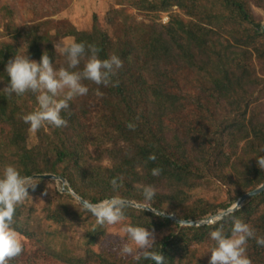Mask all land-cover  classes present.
<instances>
[{
	"label": "trees",
	"instance_id": "1",
	"mask_svg": "<svg viewBox=\"0 0 264 264\" xmlns=\"http://www.w3.org/2000/svg\"><path fill=\"white\" fill-rule=\"evenodd\" d=\"M252 5L264 9V0L133 2L136 10L148 13L152 23L138 22L132 29L127 24L117 26L112 17L109 24L118 35L116 41L108 38L109 29L99 25L97 16L87 30L74 25L66 32L44 24L43 30L40 23L13 28L11 32H17L23 41L0 42V59L6 63L15 54H26L33 60V47L43 54L45 49L55 50L53 37H70L86 46L96 45L100 59L117 55L123 67L113 77L119 80L118 87L83 81L89 92L76 97L80 120L88 121V104L98 102V125L105 131L104 139L114 143L96 154L89 148L92 137L86 135V123H72V107L61 116L73 126L56 128L44 124L34 132V145L22 152L12 151L11 133L30 130L22 117L34 111L38 103L31 92L22 96L3 92L0 171L6 164L14 165L22 176L32 177V183L43 192L51 180L36 175L62 176L69 188L90 204L119 195L127 202L182 220H205L229 209L264 183V170L256 161V157L264 155V32ZM163 12L169 14L167 23L162 22ZM58 56V68L67 67L66 58ZM97 90L102 95H97ZM192 105L206 114L193 118L191 123H180ZM129 122L136 125L134 131L126 127ZM152 154L155 161L148 159ZM156 167L162 169L159 176L151 174ZM212 177L228 186L227 200H193L190 192L200 187L202 180L210 182ZM113 178H118L121 185L116 190L110 184ZM145 185L156 189L150 202L143 195ZM33 189L29 188L28 194ZM27 199L17 205L13 227L33 239L31 224L36 203L29 205ZM43 210L47 220L59 226L86 228L85 254L74 255L67 244H62L56 253L63 263L74 260L78 264H155L143 258L131 262L96 252L93 246L105 234L106 223L97 224L96 217L69 192L57 191ZM124 215L128 225L168 232L155 245V250L165 257L164 264H209L211 254L201 249L214 246L210 232L222 227L230 235L234 218L264 236V191L246 199L238 211L222 220L200 226L182 225L129 203ZM246 253L252 264H264V247L258 246L255 239H249ZM9 264L30 263L21 253Z\"/></svg>",
	"mask_w": 264,
	"mask_h": 264
},
{
	"label": "clouds",
	"instance_id": "2",
	"mask_svg": "<svg viewBox=\"0 0 264 264\" xmlns=\"http://www.w3.org/2000/svg\"><path fill=\"white\" fill-rule=\"evenodd\" d=\"M54 47L56 52L66 58L67 67L54 69L47 52L42 54L39 62L29 59L26 54H15L6 63L5 71L10 81L3 88L4 93L8 96H22L31 92L36 96L38 107L22 117L23 121L30 125L32 132L38 131L44 124L56 128L67 127L68 121L61 113L70 110V101L74 98L88 94L89 88L83 81H91L105 87H118L120 83L119 80H113L118 70L123 67V61L117 55L100 59L96 45L86 46L85 43H78L74 39L69 42L59 40ZM97 95L102 93L97 90ZM126 127L134 131L136 125L129 122ZM148 159L155 161L156 156L152 154ZM256 161L258 167L264 170V155L256 157ZM161 172L160 167L151 170L153 176H159ZM33 180L32 177L22 176L11 164L4 165L0 171V264H9L10 260L23 252L20 234L13 227L14 215L17 205H21L29 197L28 189L35 188ZM110 184L114 190L121 186L118 184V178H113ZM68 189L71 190L69 186ZM142 191L145 200L149 202L156 195V189L152 185L143 186ZM126 207L127 201L119 195L86 205L99 225H112L124 220ZM239 209L240 204L236 201L226 212L221 213L217 220H222L224 216ZM124 231L136 247L133 248L130 243L123 244L120 249L122 255L133 256L136 261L143 258L152 260L155 264H164L165 257L160 250H155L157 244L153 232L145 227L132 225L126 226ZM210 238L214 241V246L209 250V264H252L246 253L249 239H255L258 246L264 247V236H258L254 228L239 218L233 219L230 235L225 234L221 227L211 231Z\"/></svg>",
	"mask_w": 264,
	"mask_h": 264
},
{
	"label": "rangeland",
	"instance_id": "3",
	"mask_svg": "<svg viewBox=\"0 0 264 264\" xmlns=\"http://www.w3.org/2000/svg\"><path fill=\"white\" fill-rule=\"evenodd\" d=\"M140 2L141 0H0V42L16 40L23 41L17 32H11L13 28L19 29L27 25L30 27L36 23L43 24L47 28L54 25L55 29L64 28L69 32L74 25L79 29H90L94 23L95 17H98V22L101 27H106L108 30V38L116 41L117 34L114 28L110 26V19L116 20V25L119 26L127 24L128 27L136 28L138 22L151 24L152 20L147 12L136 10L132 3ZM257 18H261L262 26L264 25V9L252 5ZM112 14H114L112 16ZM162 21L169 20V14L163 12L161 14ZM109 25V26H108ZM44 30V29H43ZM131 33V31L129 32ZM33 36V35H31ZM127 36V33H126ZM129 36V35H128ZM55 43L59 40L69 42L70 37H61L56 39L53 37ZM37 47H33L32 52L36 62L41 59V52ZM54 69L58 70L55 59H58V52L46 50ZM61 55V54H59ZM63 56V55H61ZM64 57V56H63ZM6 61L0 59V97L3 94V88L6 87L10 81L6 71ZM264 103V97L262 98ZM72 107L71 118L72 123L83 126L87 125L86 135L92 137V142L89 145L92 153L96 154L99 149L113 146V142L106 141L103 137L105 131L102 130L98 123L100 121L101 112L99 110L98 102L88 104V113L90 115L88 121L80 120L79 109L80 102L78 98L70 102ZM103 111V110H101ZM222 111V110H221ZM206 112L199 110L196 106H188L187 112L180 123H191L193 118H201ZM70 123L67 125L69 126ZM70 126H73L70 124ZM182 126V125H180ZM88 135V136H89ZM89 136V137H90ZM10 147L12 151H25L27 147H31L37 141L36 134L30 130H16L10 135ZM102 145V146H101ZM106 165H110L109 161H105ZM213 178V177H212ZM45 192L35 187L27 202L29 205L36 203L34 214L32 215L31 230L35 236L33 239H28L20 234L23 242V259L30 264H78L74 260L73 263H63L57 257V251L62 247V244H67L69 251L74 255H84L86 246L84 244V236L86 228L78 226L73 229H68L47 220L44 214L43 206L48 199H53L57 196V191L66 192L63 190V183L60 180L48 179ZM200 187L195 188L190 192L193 200L205 199L212 203H221L228 198V186L224 185L217 177L211 179L210 182L201 181ZM223 212V211H222ZM221 212V213H222ZM128 219H124L116 224L109 225L106 223L105 234L100 237L98 242L93 246L96 252H103L112 254L120 258H125L133 262V256H125L121 254V247L125 243H130L133 248L135 244L128 239L124 228L128 226ZM155 236V241L167 235V231L157 232L151 231ZM64 242V243H62ZM209 253V247H202L201 252ZM73 257V255H70ZM90 264V263H88Z\"/></svg>",
	"mask_w": 264,
	"mask_h": 264
},
{
	"label": "water",
	"instance_id": "4",
	"mask_svg": "<svg viewBox=\"0 0 264 264\" xmlns=\"http://www.w3.org/2000/svg\"><path fill=\"white\" fill-rule=\"evenodd\" d=\"M262 31L264 32V25L262 26ZM36 177H40V178H46V179H54V180H60L62 183H63V190L66 191V192H69L71 193L74 197H76L80 203H82L85 207L87 204H90L89 202H87L86 200H84L83 198H81L80 196H78L73 190H67L65 188L66 185H68L66 179L62 176H58V175H54V174H43V175H36ZM264 191V183L258 187L257 189L245 194L244 196H242L238 202L240 204V206L243 204L244 201H246V199L256 195V194H259L261 192ZM135 207H138V208H142V209H148L150 211H153V212H157L161 215H164L166 217H169L171 219H173L174 221L182 224V225H191V226H200V225H204V224H210V223H213V222H216L218 221L217 220V217L220 216L221 213L217 214V215H213V216H210L208 217L207 219L205 220H182V219H178L176 217H173V216H170V215H166L162 212H159V211H155L154 209L148 207V206H145V205H141V204H137V203H134V202H127ZM228 210V209H227ZM227 210H225L224 212H226ZM223 213V212H222ZM228 216V215H227ZM226 217V216H224Z\"/></svg>",
	"mask_w": 264,
	"mask_h": 264
},
{
	"label": "crops",
	"instance_id": "5",
	"mask_svg": "<svg viewBox=\"0 0 264 264\" xmlns=\"http://www.w3.org/2000/svg\"><path fill=\"white\" fill-rule=\"evenodd\" d=\"M77 199V198H76Z\"/></svg>",
	"mask_w": 264,
	"mask_h": 264
}]
</instances>
